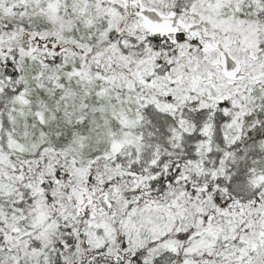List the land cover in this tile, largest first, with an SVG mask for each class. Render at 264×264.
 <instances>
[{"label": "snow or ice", "instance_id": "obj_1", "mask_svg": "<svg viewBox=\"0 0 264 264\" xmlns=\"http://www.w3.org/2000/svg\"><path fill=\"white\" fill-rule=\"evenodd\" d=\"M0 264H264V0H0Z\"/></svg>", "mask_w": 264, "mask_h": 264}]
</instances>
